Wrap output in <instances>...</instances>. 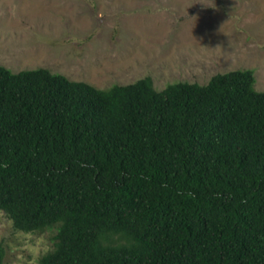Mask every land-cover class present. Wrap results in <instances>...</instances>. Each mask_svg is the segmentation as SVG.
<instances>
[{
	"label": "trees",
	"instance_id": "obj_1",
	"mask_svg": "<svg viewBox=\"0 0 264 264\" xmlns=\"http://www.w3.org/2000/svg\"><path fill=\"white\" fill-rule=\"evenodd\" d=\"M253 81L246 67L99 88L0 65V209L15 229L55 227L38 264H264Z\"/></svg>",
	"mask_w": 264,
	"mask_h": 264
},
{
	"label": "rangeland",
	"instance_id": "obj_2",
	"mask_svg": "<svg viewBox=\"0 0 264 264\" xmlns=\"http://www.w3.org/2000/svg\"><path fill=\"white\" fill-rule=\"evenodd\" d=\"M0 65L105 88L149 75L204 83L252 68L264 88V0H0ZM55 227L15 229L0 209V264H38Z\"/></svg>",
	"mask_w": 264,
	"mask_h": 264
}]
</instances>
